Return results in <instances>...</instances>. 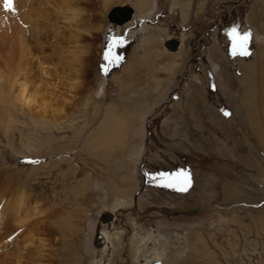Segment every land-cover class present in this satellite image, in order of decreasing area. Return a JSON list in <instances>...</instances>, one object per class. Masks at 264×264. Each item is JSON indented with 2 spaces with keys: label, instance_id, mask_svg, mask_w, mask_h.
Listing matches in <instances>:
<instances>
[{
  "label": "rangeland",
  "instance_id": "obj_1",
  "mask_svg": "<svg viewBox=\"0 0 264 264\" xmlns=\"http://www.w3.org/2000/svg\"><path fill=\"white\" fill-rule=\"evenodd\" d=\"M42 1L0 0V264H264V0Z\"/></svg>",
  "mask_w": 264,
  "mask_h": 264
},
{
  "label": "bare ground",
  "instance_id": "obj_2",
  "mask_svg": "<svg viewBox=\"0 0 264 264\" xmlns=\"http://www.w3.org/2000/svg\"><path fill=\"white\" fill-rule=\"evenodd\" d=\"M106 2H109L110 0H105ZM143 1H145V0H143ZM38 2H42V5L44 6L45 5V3H46V1H42V0H14V3L16 4V6L17 7H19V8H23V7H25L26 5H28V4H30V3H38ZM49 4V3H48ZM47 7V6H46ZM46 7H44L45 9H46ZM61 7L59 6L58 7V10L60 9ZM74 9H70V11H71V15L66 19L70 24H79V23H81V20H83V18H81V14H80V11L79 10H74ZM69 12V11H68ZM41 12L40 11H36L33 15H31V13L30 12H27L26 14H25V19H26V21L28 20V19H30L31 17L32 18H37V15H39ZM134 13H135V9L133 8V13H132V15H134ZM61 14H63V13H61ZM41 17V16H40ZM47 15L46 16H44V17H42V19H47ZM131 19H132V17H131ZM130 19V20H131ZM130 20H126V21H124L123 23H126V22H129ZM122 25V24H121ZM13 30H12V36H13V43L11 44L12 45V47L10 48V49H12L13 51H15L16 52V58H17V61H16V63H18L17 64V66H19V68L22 70V69H27L28 71H29V73H31V62H32V56L34 55V50L36 49L35 48V46L33 47L32 46V42H30L29 41V37H28V35H30L31 33L30 32H28L27 31V29H24V28H21L20 26H16L15 28H12ZM38 34V33H37ZM37 45V44H36ZM178 41H173V40H169V43H168V48L169 49H173V50H175V49H177L178 47ZM2 47V46H1ZM0 47V48H1ZM37 47V46H36ZM42 47H40V45L38 46V49H41ZM2 49V48H1ZM11 50V52H13ZM14 53V52H13ZM12 53V54H13ZM8 58L11 60V64H13V61H12V55L10 54L9 56H8ZM74 60H77L78 58H73ZM79 60V59H78ZM76 62V61H75ZM77 62H79V61H77ZM80 62H81V60H80ZM39 63V62H38ZM42 63L44 64V62H40L39 63V67H40V69H41V71H44L43 70V65H42ZM11 64H8V66H10ZM255 64V63H254ZM45 66V65H44ZM23 67V68H22ZM46 67V66H45ZM74 67V66H73ZM34 68V67H33ZM71 68H72V66H71ZM45 69V68H44ZM255 69H256V67H255ZM45 70H47V69H45ZM251 70V69H250ZM23 71V70H22ZM27 71V72H28ZM48 71V70H47ZM251 71H254V70H251ZM77 73V72H76ZM79 74H81L80 72H78ZM77 73V74H78ZM249 73V72H248ZM247 74V73H246ZM43 75H45L44 73H43ZM246 77V76H245ZM250 79V78H249ZM253 80V79H252ZM74 82H76V80L74 81ZM249 82H250V80H249ZM253 82V81H252ZM43 85V84H42ZM25 86V85H24ZM249 86H250V84H249ZM248 86V87H249ZM42 87V86H41ZM26 87H24V89H25ZM250 88V87H249ZM252 88V87H251ZM23 89V91H26V90H24ZM123 90V89H122ZM252 90V89H251ZM254 90H255V88H254ZM258 90V89H257ZM22 92V91H21ZM255 97V96H254ZM248 98H249V96H248ZM19 99L22 101V102H24L28 107H30V99L29 98H27V97H25L24 96V93H23V95L21 96V98L19 97ZM253 100V99H252ZM254 105V104H253ZM256 106V105H255ZM256 114V113H255ZM110 221V220H109ZM109 221H107V222H109ZM16 222V221H15ZM101 222H103V221H101ZM104 223V222H103ZM18 226H22L24 223L23 222H21V223H16ZM7 255V254H6ZM10 258V257H9ZM154 258L156 259V258H159V256H158V253H156L155 254V256L154 257H150V258H148L147 259V263L146 264H151L153 261H154ZM18 261H19V259L16 257L15 258V264H18ZM5 264V263H4ZM9 264H13V262L11 261V262H9Z\"/></svg>",
  "mask_w": 264,
  "mask_h": 264
},
{
  "label": "water",
  "instance_id": "obj_3",
  "mask_svg": "<svg viewBox=\"0 0 264 264\" xmlns=\"http://www.w3.org/2000/svg\"><path fill=\"white\" fill-rule=\"evenodd\" d=\"M133 7L127 3L123 5L115 4L110 7L107 12L108 19L115 24H122L124 21L129 20L132 17ZM112 212L109 210H105L100 214V218L97 222L95 236H94V244L96 246L102 245L104 242V237L99 231L100 220L105 222L111 219ZM151 264H162V262L158 260H154Z\"/></svg>",
  "mask_w": 264,
  "mask_h": 264
},
{
  "label": "snow or ice",
  "instance_id": "obj_4",
  "mask_svg": "<svg viewBox=\"0 0 264 264\" xmlns=\"http://www.w3.org/2000/svg\"><path fill=\"white\" fill-rule=\"evenodd\" d=\"M4 7L9 11H15L14 0H4ZM231 35L235 40V47H237L243 54H247L245 49L248 43L249 33H240L237 28H233ZM105 59H108V55L106 54ZM117 60L119 57L116 58ZM187 183V181H185ZM186 190V189H181Z\"/></svg>",
  "mask_w": 264,
  "mask_h": 264
},
{
  "label": "crops",
  "instance_id": "obj_5",
  "mask_svg": "<svg viewBox=\"0 0 264 264\" xmlns=\"http://www.w3.org/2000/svg\"><path fill=\"white\" fill-rule=\"evenodd\" d=\"M151 11H152V10H151ZM151 11H150V12H151ZM170 68H171V67H170Z\"/></svg>",
  "mask_w": 264,
  "mask_h": 264
}]
</instances>
